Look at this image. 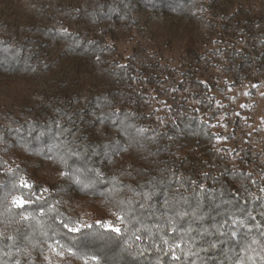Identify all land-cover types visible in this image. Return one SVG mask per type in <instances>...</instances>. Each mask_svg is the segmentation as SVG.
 <instances>
[{
  "label": "trees",
  "instance_id": "1",
  "mask_svg": "<svg viewBox=\"0 0 264 264\" xmlns=\"http://www.w3.org/2000/svg\"><path fill=\"white\" fill-rule=\"evenodd\" d=\"M221 75L264 84V0H0V264H264V153L221 142ZM21 178L46 214L20 219Z\"/></svg>",
  "mask_w": 264,
  "mask_h": 264
},
{
  "label": "rangeland",
  "instance_id": "2",
  "mask_svg": "<svg viewBox=\"0 0 264 264\" xmlns=\"http://www.w3.org/2000/svg\"><path fill=\"white\" fill-rule=\"evenodd\" d=\"M134 43H119V50L127 58L133 52ZM171 68L178 67L177 54L166 56ZM218 72H214L217 75ZM176 83L180 82L182 75L178 71L172 72ZM219 86L213 89L215 99V112L219 113L213 118V126L217 131L225 133L221 142L229 147V151L241 150L246 146L252 147L264 153V84L259 87L254 96L248 93L249 85L230 86L224 82V77L214 78ZM172 104L169 93L162 94L160 100L155 102V106L165 112L167 107ZM243 106V107H242ZM238 114V115H237ZM240 117L242 120L243 131H233V120ZM232 133V137L226 135Z\"/></svg>",
  "mask_w": 264,
  "mask_h": 264
},
{
  "label": "snow or ice",
  "instance_id": "3",
  "mask_svg": "<svg viewBox=\"0 0 264 264\" xmlns=\"http://www.w3.org/2000/svg\"><path fill=\"white\" fill-rule=\"evenodd\" d=\"M79 43H81V42L78 41L77 44H79ZM88 43L94 45L95 44V41H89ZM96 59L99 60L100 57L97 56ZM118 67H120L121 69H125V68H127L129 66L128 65H118ZM113 115H115V113H113ZM99 119H102V117L101 118H98V120ZM113 124H114V126L119 127L120 122L114 120L113 121ZM146 131H147L146 129H137V133L138 134H143ZM59 132H60V134H63V132H64L63 126H60L59 127ZM151 139L154 140L155 137H151ZM119 150H120L119 149V146H116L115 147V151L118 152ZM93 172L95 173L96 170H93ZM13 175H15V173H13ZM65 175H67V174H65ZM96 175L97 176H100L102 174L96 173ZM252 183H256V181H252ZM12 189L14 191H16V192L21 193V194H18V195H12V199H11V203L13 205H15L17 208L21 209V211H22V214L20 216V219L21 220H23V221H29V215L23 214L24 212L27 211V209L29 208V206H33V205L38 206V212L39 213H45V204H47V199H46V197L42 193L47 192L48 191L47 189H44L40 185H34L32 183H29L27 180L22 179V178L19 179V184L18 185L16 183H14V182L12 183ZM260 191L261 192H264V188H261ZM25 192L27 193V195H24ZM38 193H40V194L38 195ZM5 195H11V193H6ZM255 199H262V198L261 197H255ZM40 201H44L45 204H40ZM260 215L261 216H264V212L260 213ZM53 219H55V218L53 217ZM119 219L120 220H124V217L121 216V217H119ZM251 219L252 220H255L254 217H252ZM96 223L97 224H101L102 226L104 224V222L103 221H100V220L96 221ZM231 223L233 225H238V226L243 227V228H247L248 227V225L245 224L243 221H238L236 219H233L231 221ZM61 226L64 229H67L69 232H72V233H79V232H81V229L82 228H91L92 227V225H88V224H82L80 226H72V227H69V223L63 222V221H61ZM106 226H107V228L110 231H112L114 233L120 234L122 232L121 227L113 224L112 222H108ZM256 226L261 229V234H264V225L257 224ZM172 231L175 232V231H177V229L175 227H173L172 228ZM228 235H231V236L235 237L237 235V232L235 230H233L230 233H228ZM135 239L136 240H140L141 237L140 236H136ZM253 242H255V240H253ZM52 243H53V247H52L51 250L52 251H56V248L60 246V242L53 237L52 238ZM165 243H167V241H165ZM179 246L180 245H178V244L169 245V252L177 260H179L180 257L176 256L175 252L172 251V249L173 248H178ZM211 247L215 248L216 247V244L215 243H212L211 244ZM69 251H71V249H69ZM59 254L61 256L64 255L63 251H61ZM92 259L93 260H98L99 258L97 256H92ZM260 259L262 261H264V256H261ZM238 261H239V264H245V261L243 259H240L239 257H238Z\"/></svg>",
  "mask_w": 264,
  "mask_h": 264
}]
</instances>
